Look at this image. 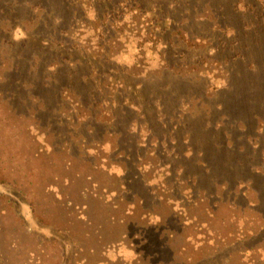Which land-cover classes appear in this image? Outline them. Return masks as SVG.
I'll return each instance as SVG.
<instances>
[{"label": "rangeland", "instance_id": "obj_1", "mask_svg": "<svg viewBox=\"0 0 264 264\" xmlns=\"http://www.w3.org/2000/svg\"><path fill=\"white\" fill-rule=\"evenodd\" d=\"M98 1H77L82 13L61 41L86 68L110 70L106 88L94 79L106 97L94 106L89 82L81 94L51 80V61L42 79L29 44L42 36L54 47L61 30L59 20L41 26L46 5L5 16L14 0H0V264H264L261 84L241 77L227 88V65L163 68L147 15L98 19ZM8 39L28 46L13 53ZM177 39L193 65L210 46ZM180 75L189 83L174 86ZM145 93L155 120L130 102Z\"/></svg>", "mask_w": 264, "mask_h": 264}, {"label": "trees", "instance_id": "obj_2", "mask_svg": "<svg viewBox=\"0 0 264 264\" xmlns=\"http://www.w3.org/2000/svg\"><path fill=\"white\" fill-rule=\"evenodd\" d=\"M55 1L59 2L58 5L53 0H24V3H19L18 0H14L5 16H9L11 13L16 14L18 11L22 10L32 13L36 11L34 8H39L41 6L40 2L46 5V8L42 11L43 17L40 23H43V25L41 24V26H52V23L59 20V29L61 28V30L57 31V40L54 47L43 45L42 40L45 38H42V36L33 39L31 44H29L33 46L34 55H38L34 57L42 63V79H47L48 75L50 76L49 71L53 65L55 70L53 71L51 80L56 81L58 85H70L81 94L85 92V86L89 82L90 85H88L91 86L90 94L92 95L88 94L89 96L84 97L86 100H90V96L94 97V106L98 105L104 98L106 99V97H101L102 93L92 86L96 83L94 79L97 78L98 85L102 88H106L109 84L106 77L110 73V70L104 66L94 65V67V63L86 68L88 65H86V61L83 60L85 58L82 59L81 57H77V50L72 48V45L70 46V44L61 42L64 40L65 31L69 30L72 26L70 21L75 18L76 14L82 13L79 9V6L82 4L78 3V0ZM127 3L128 4L122 0H100L96 6L99 7L97 18L110 16V18H106L108 20H116L125 9L132 10L133 17L137 12H142L141 14L147 15L146 18L148 20L144 31L147 37H153V40L150 41L155 45L159 43L163 44V50L160 52V54L165 55H162L163 62L165 63L163 68L171 70L185 64L196 70L207 63L216 64L218 66L227 65L229 69V78L226 83L227 88L231 87V81H237L240 80L241 77H244V79L249 82V86L254 85V81H256V85L261 84L262 89H264V0H127ZM14 4H17L18 8H14L16 7H13ZM148 4L150 6H147ZM208 12L209 15H207ZM202 15L205 16L203 17ZM166 17H168V20L165 19ZM10 18L14 19L12 16ZM10 18L6 21L9 24L10 21H14ZM201 19H203L202 24L205 25L207 29L200 33V30H198V22ZM15 20L18 21L17 19ZM165 21H167L168 24H166ZM100 26L98 27L101 30V39L103 40L106 37V32L110 33V31L108 26ZM55 30L57 29H52V32L55 33ZM178 36L181 38L184 37L183 43L186 44V42H191L194 46H200L201 41H208L207 45L210 46L206 47L201 61L193 65L191 63H185L182 60L186 54L183 55L179 51L183 45L180 44L182 41L177 39ZM54 37V34L52 37L51 33V40L48 41H52ZM10 42L14 47L13 50H11L13 53H18L20 51L19 48L26 50L28 46L25 39L19 40L17 43L14 42V39L5 41L6 44H10ZM49 43L47 45H50ZM144 43H142L141 46ZM102 47L103 45L100 46V48ZM141 48L142 47H140V49ZM153 49L154 47H152V50ZM41 59L43 61H40ZM45 59L47 60L45 61ZM49 61H51V63H49L51 66L46 64ZM133 66L137 67L138 65L135 63ZM34 67L37 66L31 65L27 68V73H30L31 69ZM83 70H86V74H84ZM22 83L23 82H21L20 85H22ZM37 83L44 85L46 81L42 80ZM147 83L152 84L154 82L148 81ZM174 83H176L174 86L179 87L189 82L182 80V76L180 75ZM129 99H131L130 102H132V105L134 104L136 110L139 112L143 111L145 117L154 119L157 112H155L154 109L149 112V108L152 109L153 106L157 104L156 100L153 101L146 93L145 96L141 98L132 96L129 97ZM140 99L146 100L148 105L141 108L139 106ZM125 112L129 114V111L125 110ZM159 115V118L163 117L162 112ZM197 118L200 119V122L204 120L202 116ZM217 125L218 124L213 123L208 126V128L218 133V128L220 126ZM198 155L201 154L198 153ZM198 161L202 167L206 166L205 161H201L200 159ZM158 251L160 250L158 249ZM161 251L163 250L161 249ZM227 253L228 252H226V254ZM219 256H223L225 259L224 254Z\"/></svg>", "mask_w": 264, "mask_h": 264}]
</instances>
